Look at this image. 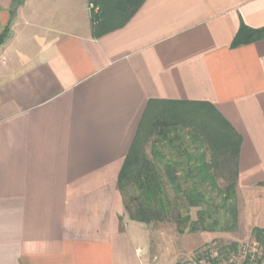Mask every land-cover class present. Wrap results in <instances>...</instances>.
<instances>
[{"label":"crops","instance_id":"obj_1","mask_svg":"<svg viewBox=\"0 0 264 264\" xmlns=\"http://www.w3.org/2000/svg\"><path fill=\"white\" fill-rule=\"evenodd\" d=\"M90 4L0 0V264H149L118 179L143 122L179 102L240 134L237 228H264V38L234 46L264 0H143L97 28Z\"/></svg>","mask_w":264,"mask_h":264},{"label":"trees","instance_id":"obj_2","mask_svg":"<svg viewBox=\"0 0 264 264\" xmlns=\"http://www.w3.org/2000/svg\"><path fill=\"white\" fill-rule=\"evenodd\" d=\"M142 1L89 0L98 8L92 13L93 27L97 28L112 18H121L117 25H124ZM8 32L9 26L0 35V45ZM262 38L264 27L253 29L243 24L234 46ZM177 105V108H158L147 125L143 122L121 168L118 189L123 196L125 211L132 220L148 225L174 223L181 233L186 229L189 232L214 231L219 222L215 215L219 213L210 204L205 183L210 182L212 188H217L221 160L233 158L241 144V136L210 103L179 102ZM179 125L192 128L195 153L184 150L180 141L175 144V140H181L174 131ZM147 141H152V157L144 149ZM159 143L170 152L167 154ZM161 161L163 170L156 164ZM130 186H134L137 193L129 195L126 189ZM235 186V182L230 181L222 191L223 203L218 207L225 206L231 217L221 230L238 227ZM193 207L199 208L195 220L190 214ZM253 232L256 241L264 247V228L255 227Z\"/></svg>","mask_w":264,"mask_h":264},{"label":"rangeland","instance_id":"obj_3","mask_svg":"<svg viewBox=\"0 0 264 264\" xmlns=\"http://www.w3.org/2000/svg\"><path fill=\"white\" fill-rule=\"evenodd\" d=\"M174 131L178 132L179 136L181 137V140H175V144L178 145L180 141L183 144L182 147L184 150L189 151L190 153H195L196 144L191 134L192 128L179 125ZM172 135L173 133H171V136ZM159 145L167 154L170 152L169 150L165 149L162 144L159 143ZM151 146L152 141H147V143L144 145L145 152L150 157ZM205 150L206 148H204V151ZM230 160L231 159H224V161L223 159L221 160L222 167L219 171L217 179V188H212L210 182H206L204 187L205 191L207 192L208 199L210 200V204L214 205L213 208L218 209L219 214H216L215 218H218L219 222L217 227H215V230H199L197 232H189V230L186 229L183 233H181L177 230V227L174 223L161 222L150 224L147 247V257L149 264H183L185 260L195 254L198 250L212 243H216L221 246L232 247L233 244H239L241 242L247 244L256 241L254 232L249 228L247 229L246 226L242 229V231H238V228H236L235 230L220 229L226 225V221H228L231 217L225 206L218 207L223 203L224 194L222 191L224 190L225 186L231 181L230 179L233 174V171L228 168L229 165L227 164ZM156 164L163 170V161L157 162ZM126 190L129 195H133L138 191L134 186H130ZM170 192L172 195L174 194L172 193V191ZM259 202L260 206L258 208L257 205L256 210L258 209L257 211L264 216V198ZM198 210V207L191 208L190 214L192 216V219H197ZM247 217L249 219L248 223L252 224L253 221H250V219H253L255 217H253L251 214H249V216Z\"/></svg>","mask_w":264,"mask_h":264},{"label":"built area","instance_id":"obj_4","mask_svg":"<svg viewBox=\"0 0 264 264\" xmlns=\"http://www.w3.org/2000/svg\"><path fill=\"white\" fill-rule=\"evenodd\" d=\"M90 8L98 10L93 3ZM183 264H264V247L257 241L241 242L227 248L212 243L198 250Z\"/></svg>","mask_w":264,"mask_h":264}]
</instances>
